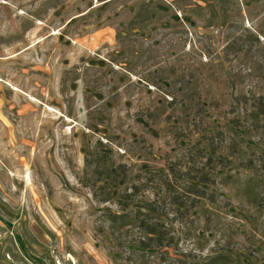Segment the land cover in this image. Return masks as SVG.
<instances>
[{"label":"rangeland","instance_id":"rangeland-1","mask_svg":"<svg viewBox=\"0 0 264 264\" xmlns=\"http://www.w3.org/2000/svg\"><path fill=\"white\" fill-rule=\"evenodd\" d=\"M0 251L264 264V0H0Z\"/></svg>","mask_w":264,"mask_h":264},{"label":"crops","instance_id":"crops-1","mask_svg":"<svg viewBox=\"0 0 264 264\" xmlns=\"http://www.w3.org/2000/svg\"><path fill=\"white\" fill-rule=\"evenodd\" d=\"M17 240L18 248L20 251L25 252V245L22 243L21 239L19 237H16L15 241ZM28 259L25 260V262H16L15 260L11 259L9 253H4L0 251V264H46L42 259H37L38 261L32 260L29 256H27ZM31 259V260H30Z\"/></svg>","mask_w":264,"mask_h":264},{"label":"trees","instance_id":"trees-1","mask_svg":"<svg viewBox=\"0 0 264 264\" xmlns=\"http://www.w3.org/2000/svg\"><path fill=\"white\" fill-rule=\"evenodd\" d=\"M146 230H147V235H153V232H152V229L151 228H149L148 226L146 227ZM141 245H142V248L143 249H148L149 248V244H144V243H141ZM261 260L259 259V262L261 261V262H264V251L262 252V254H261ZM254 261H251V260H248L247 262H245V264H258V261H257V259H253Z\"/></svg>","mask_w":264,"mask_h":264},{"label":"bare ground","instance_id":"bare-ground-1","mask_svg":"<svg viewBox=\"0 0 264 264\" xmlns=\"http://www.w3.org/2000/svg\"><path fill=\"white\" fill-rule=\"evenodd\" d=\"M31 101V100H30Z\"/></svg>","mask_w":264,"mask_h":264}]
</instances>
